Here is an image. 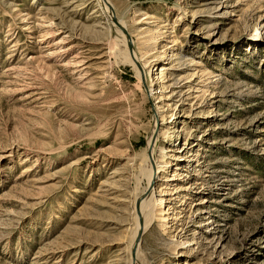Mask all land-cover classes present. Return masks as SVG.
<instances>
[{"label": "rangeland", "instance_id": "374dc122", "mask_svg": "<svg viewBox=\"0 0 264 264\" xmlns=\"http://www.w3.org/2000/svg\"><path fill=\"white\" fill-rule=\"evenodd\" d=\"M112 1L139 76L97 0H0V264H129L155 156L141 264H264V0Z\"/></svg>", "mask_w": 264, "mask_h": 264}, {"label": "bare ground", "instance_id": "6f19581e", "mask_svg": "<svg viewBox=\"0 0 264 264\" xmlns=\"http://www.w3.org/2000/svg\"><path fill=\"white\" fill-rule=\"evenodd\" d=\"M97 2L99 4L100 8L102 9V12L104 13L106 19L110 22L111 26H113V25L116 26L117 30L123 36L122 42L125 46L124 56H125L126 61L128 63H130L135 68L138 76L141 74V71L147 72L148 68H150L151 60L144 59L143 58L144 54L140 55L136 51H134L133 54H130L129 49H128V45L131 43H129V37L127 38V36L123 32V28H125L126 22L117 16L115 3L112 0H97ZM259 34H261V32ZM259 34L258 35L256 34L255 37L258 38ZM158 78H160V76ZM151 90H153V88ZM157 107H158V109L156 111V114L163 121V119H164V115H163V111H162L163 106H162V104H160ZM156 141H154V142L152 141L151 146H153ZM160 152H162V151H160ZM152 154L154 156L153 152H152ZM145 158L147 159V157H145ZM148 160H149V157H148ZM162 167H163V165L161 164V161H159V157L155 156V159H153L152 168H151V166H149V168H147V170H146L147 171V173H146L147 174V187L143 188L141 190L142 194L137 196L138 206H137V210H136V214H135V224L136 225H135V229H134V232L132 234V237H131V240L129 243L130 244L129 252H128L129 256H130L129 264H141V261H140L141 244H142L141 243V234L145 233V231L149 228V226H151L155 221H157V219L160 218L159 219L160 225H161L163 230H166V218H165L164 210L162 209L164 199L160 198V197H156L154 193L149 198H145V199L143 198V194H145V191L147 190L148 186L151 184V182L153 181V178L155 177L154 175L157 174L162 169ZM173 176H175V175H173ZM136 219H138V223L136 222L137 221ZM179 244L180 243H178L177 246ZM131 252L134 253V256L133 255L131 256ZM144 260L145 259H143V261ZM144 264H145V262H144Z\"/></svg>", "mask_w": 264, "mask_h": 264}, {"label": "water", "instance_id": "95a60500", "mask_svg": "<svg viewBox=\"0 0 264 264\" xmlns=\"http://www.w3.org/2000/svg\"><path fill=\"white\" fill-rule=\"evenodd\" d=\"M124 30H125V28H123ZM130 49H131V44H130ZM132 50V49H131ZM132 52V51H131ZM150 148H151V146H150Z\"/></svg>", "mask_w": 264, "mask_h": 264}]
</instances>
